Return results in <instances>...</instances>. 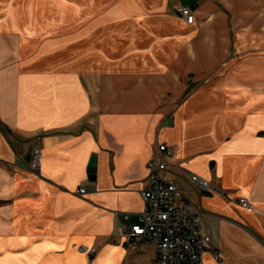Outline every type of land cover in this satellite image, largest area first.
<instances>
[{
  "label": "crops",
  "instance_id": "obj_1",
  "mask_svg": "<svg viewBox=\"0 0 264 264\" xmlns=\"http://www.w3.org/2000/svg\"><path fill=\"white\" fill-rule=\"evenodd\" d=\"M163 143L204 263L264 264V0H0V264H159L122 234Z\"/></svg>",
  "mask_w": 264,
  "mask_h": 264
},
{
  "label": "built area",
  "instance_id": "obj_2",
  "mask_svg": "<svg viewBox=\"0 0 264 264\" xmlns=\"http://www.w3.org/2000/svg\"><path fill=\"white\" fill-rule=\"evenodd\" d=\"M178 13L189 24L194 23L196 16L191 7H179ZM175 153V146L159 144L158 156L149 161L150 186L141 192L146 210L139 224L124 229V246L133 251L143 244H154L159 264H205L204 254L212 249V241L202 230V214L183 199L178 182L169 176ZM42 156L41 148H37L30 166L32 170L40 169ZM190 180L202 193H220L209 181L197 175H191ZM78 192L84 195L87 190L81 188ZM239 202L249 212L254 211L247 198ZM80 251L94 256L99 250L82 246ZM214 254L221 259L217 251Z\"/></svg>",
  "mask_w": 264,
  "mask_h": 264
},
{
  "label": "rangeland",
  "instance_id": "obj_3",
  "mask_svg": "<svg viewBox=\"0 0 264 264\" xmlns=\"http://www.w3.org/2000/svg\"><path fill=\"white\" fill-rule=\"evenodd\" d=\"M66 28H68L69 29V27H66ZM68 49H70L68 46H67V41L65 42V48H64V50L66 51L65 52V57L67 58H70L72 55H73V51L72 50H68ZM98 65V64H97Z\"/></svg>",
  "mask_w": 264,
  "mask_h": 264
},
{
  "label": "water",
  "instance_id": "obj_4",
  "mask_svg": "<svg viewBox=\"0 0 264 264\" xmlns=\"http://www.w3.org/2000/svg\"><path fill=\"white\" fill-rule=\"evenodd\" d=\"M89 172H91V173H93V174L95 173V166H94L93 163L90 164Z\"/></svg>",
  "mask_w": 264,
  "mask_h": 264
},
{
  "label": "bare ground",
  "instance_id": "obj_5",
  "mask_svg": "<svg viewBox=\"0 0 264 264\" xmlns=\"http://www.w3.org/2000/svg\"><path fill=\"white\" fill-rule=\"evenodd\" d=\"M84 253V252H83Z\"/></svg>",
  "mask_w": 264,
  "mask_h": 264
}]
</instances>
